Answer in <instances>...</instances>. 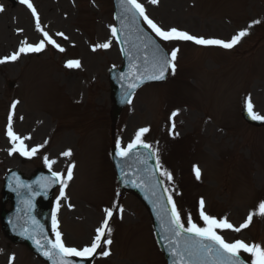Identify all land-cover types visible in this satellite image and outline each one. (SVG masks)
I'll return each mask as SVG.
<instances>
[{"label": "rangeland", "instance_id": "1", "mask_svg": "<svg viewBox=\"0 0 264 264\" xmlns=\"http://www.w3.org/2000/svg\"><path fill=\"white\" fill-rule=\"evenodd\" d=\"M0 1L6 8L0 14V55L9 54L27 39L36 43L42 39L43 32L58 29L70 36L66 46L76 47L70 50L71 54L59 57L51 53L42 54L0 68V190L2 177L9 168L29 174L33 161V167H48L44 162L47 156L50 161H55L52 169L64 170L70 161L60 158L65 151L71 150V146L76 148L74 151L78 150L79 159L73 172L75 180L64 188L59 218L67 244L80 247L88 244L96 230L93 228L100 222L101 208L111 207L112 194L118 190L108 159L111 102L106 97L108 81L103 72L106 73L108 64H117L120 60L117 53L110 50L108 54L92 56L89 62L91 54L84 45L85 42L93 43L94 40L102 41L110 37L111 3L110 0H92L93 9L89 0H77L78 10L71 8L69 17L63 20L56 13L52 0H34L42 22L41 29L37 30L30 15L18 5V0L15 4ZM143 1L149 4L150 14L164 27L178 26L203 38L226 39L233 30L244 27L246 21L264 18V3L260 4L258 0H160L158 5L149 3V0ZM46 4L51 5L52 10ZM226 5L233 7L232 15L227 13ZM263 32L264 22L251 39L229 53L191 46L172 47L171 52L179 49L176 56L179 60L174 61L177 73H173L163 85L144 88L117 124L115 137L121 146L128 144L146 125L149 131L143 134L142 140L155 149L158 142H153V132L161 114V120L165 119L163 108L175 88L178 91L181 88L190 96L185 102H177L186 103L190 108L180 109L179 132L180 135L187 134L191 140L199 133V150L188 154L182 161L178 151H160L163 160L160 164H165L168 172L172 170L179 175L178 180L168 186L184 221L191 215L194 223L204 226L199 217V201L203 199V210L207 209L208 215L217 219L226 217L228 222L239 227L250 213H257L258 205L264 202V129L255 131L246 127L238 114L241 101L246 102L249 97L254 109L264 112V80L258 82L259 92L251 87L249 94L239 96L242 82L247 84L245 88H249L252 79L247 76V71L251 70L252 62L264 50ZM74 57L82 60L85 71L71 74L70 78L62 73L60 63L63 59ZM51 76L53 79L57 76L65 84L56 90L51 82H47ZM7 81H16L13 90L7 89ZM70 82L75 84L67 86ZM58 90L72 91L68 95L78 98L79 104L73 106L69 101L61 100ZM13 103H16L15 109L11 107ZM62 113L64 117H60ZM10 114L12 130L22 138L30 137L24 140L29 150L41 138L44 140L43 150L32 156V161L21 160L19 153L8 158L11 141L4 128H8ZM43 121L45 129L39 131ZM69 134L73 145H64L68 144L67 139H72ZM176 147L182 149L185 145L179 142ZM93 148L97 150V164L89 163L90 149ZM192 162L197 164L189 168ZM194 166L202 169L201 180H195L192 174L189 176L188 171L192 169L195 172ZM91 187L96 189L90 192ZM127 196L130 198L124 195L120 200L127 213L124 223H114V229L119 225L114 255L111 262L105 264H164L161 254H155L150 234L149 239L145 231L149 227L148 216L137 200ZM251 205L252 208L256 205L254 211L247 210ZM249 228L248 236L240 231L224 230V233L228 240L244 239L264 247V216L254 214ZM123 231H126L125 235ZM217 231L223 234L222 230ZM138 233L141 234L132 237ZM0 240V264H9L12 256L15 257L12 264H43L22 245L9 242L1 230ZM126 243H134L137 247L126 248L123 246ZM148 247L150 252L146 249ZM142 252L146 253L141 255ZM96 263L94 261L93 264Z\"/></svg>", "mask_w": 264, "mask_h": 264}, {"label": "snow or ice", "instance_id": "2", "mask_svg": "<svg viewBox=\"0 0 264 264\" xmlns=\"http://www.w3.org/2000/svg\"><path fill=\"white\" fill-rule=\"evenodd\" d=\"M19 2L23 5H26L27 8L32 12L33 17L36 18L37 30H40L39 16L37 15L36 9L31 3V0H19ZM150 3L157 4L158 0H150ZM121 4L124 7L125 13L131 14L132 24L136 23V17L138 14L139 17L143 18V21L148 25L152 32H154L155 35L162 41H191L197 45L219 46L224 49H231L236 44H238L243 37L248 35L247 30H241L236 35H234L231 40L224 41L220 39H205L203 37H197L189 34L188 32L178 30L177 28L165 30L158 26L146 15L144 6L139 3L138 0H121ZM2 11H4V9L2 6H0V12ZM259 23V20L253 22V24ZM249 27H252V24H250ZM111 32L113 37H118L119 33L116 28H112ZM42 34L43 40H41L39 44H26V46H22L18 52H14L11 56H6L3 59H0V64H3L9 60L15 61L19 58L20 54L25 52H40L44 49L45 43L52 45L61 52L64 51V49L60 47V45L56 43V41L51 36H49L47 32H43ZM57 35L67 39L63 33H57ZM150 43L151 42L143 44V47L148 48ZM110 46L111 41H108L103 44L94 45L92 50L96 51L97 48L108 49ZM178 51V48L173 49L170 54L171 59H169L158 45L152 44L151 60L147 55L144 56L145 65H150V67H145L144 71L140 72V66L138 64L131 65L130 69H135V71L132 72L133 78L138 80L140 83H143L145 80H163L168 67L172 68L173 73L175 72L174 61L176 60ZM129 58L131 59V57ZM65 66L70 69L79 68L80 61L69 60ZM137 86L138 84L136 83H129L130 89ZM127 102L131 103V100L129 99ZM16 103L12 104V109H15ZM246 109L251 119L264 121V116H261L253 111V104L250 97L246 100ZM172 115L175 116L177 113L174 112ZM148 131L149 129L147 128L139 129L136 133L134 141L129 143L126 148H122L120 142L117 141V155L122 159H127L137 148V146L151 149V145L144 143L142 140L143 134ZM7 135L12 143V148L9 151L10 155L13 152H19L20 155L31 158L38 152L39 147H42L41 145L38 147H33L30 150L28 149V147L24 144V140L29 139L30 137L22 138L12 130L11 114L8 117ZM71 155V150L65 151L63 153V156L65 157H70ZM149 159H151V157H149ZM44 162L48 165L49 170L51 171L52 165L55 163V161H50L49 158L45 156ZM74 167L75 165H71L67 169L66 178H63L60 172L52 171V182H59L61 184V197L64 196V188L67 187V182L73 178L72 169ZM160 168V162L157 160L156 169ZM194 171L196 178L199 179V168L194 166ZM160 175L166 177L169 181L172 180V174L166 169L160 171ZM154 178L155 170H146V175L141 178V183L139 185H137L136 180L131 181V183L134 186H140L149 190L151 195L155 197L153 200V206L154 208H158V218L161 221L163 231L167 233L165 238L168 239L172 245L170 254L174 257H177L173 264H209V262L210 264H242L239 255L241 250L249 253L252 256L251 264H264V247L260 246L259 244L250 245L241 240L228 242L217 231L219 229L239 232L241 229L247 228L253 220L254 214L264 216V202H261L258 205L257 213H250L245 223L241 224L239 227H235L230 222H228L226 217L223 219H217L216 217L206 214L203 210L205 202L203 199H201L199 201V217L204 222V226L202 227L193 222L191 215L187 217L186 221L182 219L180 211L177 209L176 203L171 195L167 197V204H160L162 197L157 195L155 188L158 187L162 181H156ZM164 191L167 192L168 189H164ZM167 205H171V208H168ZM119 211L122 212L123 209L119 208ZM104 212L105 219L103 224L96 229V235L91 244L83 248L78 249L76 247H69L65 245L62 239V234L59 231V223L56 219L55 213L52 217V228L56 238L54 241L47 240V248L43 243H41L39 239H36L34 236H32L31 233H29L28 238L34 240L38 250H40L46 258L51 260L53 264H73V261L70 259L71 257H77L81 260H90L96 255L98 248H106L107 245L112 244V229L109 227V219L113 216V211L110 208H105ZM185 224H187V226H185ZM24 232H29V229L25 228ZM102 255L107 257L110 255V252L104 250ZM14 260V256L10 257L9 264H12Z\"/></svg>", "mask_w": 264, "mask_h": 264}, {"label": "water", "instance_id": "3", "mask_svg": "<svg viewBox=\"0 0 264 264\" xmlns=\"http://www.w3.org/2000/svg\"><path fill=\"white\" fill-rule=\"evenodd\" d=\"M127 31L128 29L127 28H124L123 29V36H127ZM3 197L4 199L5 198H9L10 199V196L8 194H6L5 192L3 193ZM49 204L50 202L47 201V202H44L42 201L41 199H38L37 202H36V205L37 206V211L34 213L35 215L37 214H41L40 212V206L44 207V218H47V214H48V209H49ZM6 217V213L5 212H2L0 214V219H1V222L4 223V219ZM157 229H162L161 228V225L157 223ZM3 230H6L4 227H3ZM167 235V233H161L160 236L165 238V236ZM166 239V238H165ZM168 240V239H167Z\"/></svg>", "mask_w": 264, "mask_h": 264}, {"label": "bare ground", "instance_id": "4", "mask_svg": "<svg viewBox=\"0 0 264 264\" xmlns=\"http://www.w3.org/2000/svg\"><path fill=\"white\" fill-rule=\"evenodd\" d=\"M6 56H10V55H7V54H4L3 55V58L4 57H6ZM10 61V60H9ZM8 62V61H7ZM7 62H5V63H7ZM4 64V63H3ZM66 73H69L70 74V72H66ZM247 76H249V77H251V75H250V73L247 71ZM54 87H55V89H58V87H62L65 83H62V82H59L57 79H54ZM71 82L70 83H68V85L67 86H71ZM44 124H45V122L43 121V122H41V126L42 127H39L38 129H39V131H40V129L41 128H43V129H45V126H44ZM97 150L95 149V148H93V149H90V153H89V163H93V164H97V161H96V159H97ZM85 186V185H84ZM96 188L95 187H91V188H89V191L90 192H93L94 190H95ZM1 242H2V240H0Z\"/></svg>", "mask_w": 264, "mask_h": 264}]
</instances>
